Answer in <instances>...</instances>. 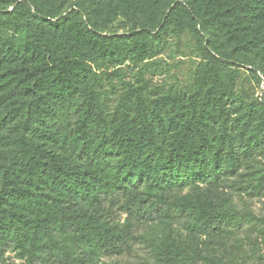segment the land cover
Listing matches in <instances>:
<instances>
[{
	"label": "trees",
	"instance_id": "1",
	"mask_svg": "<svg viewBox=\"0 0 264 264\" xmlns=\"http://www.w3.org/2000/svg\"><path fill=\"white\" fill-rule=\"evenodd\" d=\"M118 16L126 30L108 31ZM170 25L200 41L192 85L148 96L129 84L110 107L102 77L151 57ZM243 61L264 90V0H0V256L120 264L154 223L159 259L193 264L192 240L173 226L249 222L181 189L239 174L264 147V97L235 90ZM66 111L74 121L60 132Z\"/></svg>",
	"mask_w": 264,
	"mask_h": 264
},
{
	"label": "rangeland",
	"instance_id": "2",
	"mask_svg": "<svg viewBox=\"0 0 264 264\" xmlns=\"http://www.w3.org/2000/svg\"><path fill=\"white\" fill-rule=\"evenodd\" d=\"M72 0H66V5ZM128 22L121 16L108 27V31L122 32ZM25 32L18 34L25 38ZM225 48V44H219ZM153 55L137 64L117 66L114 76L102 77L100 92L103 100L113 107L129 84L144 83L147 95L165 92L169 89L190 87L197 68L202 63L200 41L188 30L175 32L168 26L161 41L152 43ZM115 66L107 65L110 72ZM253 67L247 61L241 62L235 90L245 101L253 96L264 97V90L252 73ZM119 73V75H118ZM74 115L65 112L55 124V129L63 131L71 127ZM262 176L261 191L256 186L257 178ZM183 193H193L207 197L225 208L248 213L250 221L242 227L212 234L189 233L173 226L185 237L192 240L196 253L193 264H264V147L256 150L246 160L239 174L224 176L218 181L198 179L186 184ZM163 227L150 223L143 227L132 240V248L114 256L120 264H164L156 254V235ZM12 252L0 256V264H21Z\"/></svg>",
	"mask_w": 264,
	"mask_h": 264
},
{
	"label": "built area",
	"instance_id": "3",
	"mask_svg": "<svg viewBox=\"0 0 264 264\" xmlns=\"http://www.w3.org/2000/svg\"><path fill=\"white\" fill-rule=\"evenodd\" d=\"M263 88V86H261Z\"/></svg>",
	"mask_w": 264,
	"mask_h": 264
}]
</instances>
